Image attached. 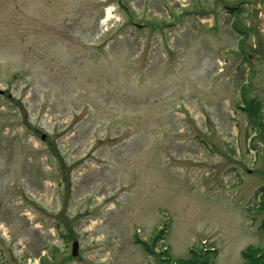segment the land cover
<instances>
[{"label": "rangeland", "instance_id": "rangeland-1", "mask_svg": "<svg viewBox=\"0 0 264 264\" xmlns=\"http://www.w3.org/2000/svg\"><path fill=\"white\" fill-rule=\"evenodd\" d=\"M0 89V264H264V0H0Z\"/></svg>", "mask_w": 264, "mask_h": 264}, {"label": "trees", "instance_id": "trees-1", "mask_svg": "<svg viewBox=\"0 0 264 264\" xmlns=\"http://www.w3.org/2000/svg\"><path fill=\"white\" fill-rule=\"evenodd\" d=\"M227 13L232 16L233 19H236L238 17V10L237 9H226ZM245 104V103H244ZM247 106L249 107V104H245L244 110H246ZM248 121L251 125H255V122L252 121L249 114H246ZM263 190V189H260ZM191 256L185 260L181 264H191L194 262V264H208L210 261H212L215 258L216 253L215 252H208L203 254L201 257L198 256V254L191 253Z\"/></svg>", "mask_w": 264, "mask_h": 264}, {"label": "water", "instance_id": "water-1", "mask_svg": "<svg viewBox=\"0 0 264 264\" xmlns=\"http://www.w3.org/2000/svg\"><path fill=\"white\" fill-rule=\"evenodd\" d=\"M75 249H76V245L74 244L72 247V255H75Z\"/></svg>", "mask_w": 264, "mask_h": 264}, {"label": "bare ground", "instance_id": "bare-ground-1", "mask_svg": "<svg viewBox=\"0 0 264 264\" xmlns=\"http://www.w3.org/2000/svg\"><path fill=\"white\" fill-rule=\"evenodd\" d=\"M107 14H109V11L107 10Z\"/></svg>", "mask_w": 264, "mask_h": 264}]
</instances>
